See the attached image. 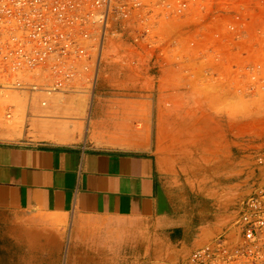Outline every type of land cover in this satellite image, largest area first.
<instances>
[{
    "label": "crops",
    "instance_id": "1",
    "mask_svg": "<svg viewBox=\"0 0 264 264\" xmlns=\"http://www.w3.org/2000/svg\"><path fill=\"white\" fill-rule=\"evenodd\" d=\"M158 54L135 68L113 58L100 65L93 92L73 100L81 117L90 107L80 141L0 138V264H161L222 229L223 216L194 206L171 150L177 132L207 150L202 98L184 89L173 115L161 105L137 109L152 101L146 87L166 64ZM171 115L190 119L184 130L164 122ZM207 164L201 152L194 165Z\"/></svg>",
    "mask_w": 264,
    "mask_h": 264
},
{
    "label": "built area",
    "instance_id": "2",
    "mask_svg": "<svg viewBox=\"0 0 264 264\" xmlns=\"http://www.w3.org/2000/svg\"><path fill=\"white\" fill-rule=\"evenodd\" d=\"M134 19L144 39L171 20V51L188 77L220 79L225 65L237 91L264 100V0H0V88L92 93L104 44ZM177 264H264V178L231 226Z\"/></svg>",
    "mask_w": 264,
    "mask_h": 264
},
{
    "label": "rangeland",
    "instance_id": "3",
    "mask_svg": "<svg viewBox=\"0 0 264 264\" xmlns=\"http://www.w3.org/2000/svg\"><path fill=\"white\" fill-rule=\"evenodd\" d=\"M115 27L117 31L110 38L112 45L108 53H103L101 64L113 58L115 63L135 68V63L149 62L155 52H159L158 57L166 63L157 76L159 79L149 80V87H146L152 101H140L136 104L137 109L148 113L161 105L173 115L185 106L184 89L202 98L197 100L196 107L208 111L207 150L202 148L201 151V144L190 142V137L183 132L172 135L171 150L176 155L180 177L192 181L195 190L193 196L196 197L193 198V204L196 209L207 208L225 218L221 232L233 224L245 195L264 178V165L260 162V157L264 156L263 96H245L237 91L230 82L231 77L227 76L229 72L225 65L223 71H226L227 77L206 79L201 71H197L195 78L188 77L182 57L171 51V33L174 31L171 20L159 19L153 24L152 36L155 37L151 39L140 37L144 24L138 20H120ZM141 49L148 59L141 53ZM227 58L229 56H224V61ZM101 67L104 69V66ZM102 69L100 78L104 76ZM132 91L140 92L138 89ZM89 94L90 88H67L54 93L0 88V138L58 143L80 141L86 134L90 107L85 118L81 117L73 100ZM174 94L181 96V99H171ZM153 97L156 102H153ZM172 115L164 122L171 126V130H184L190 119ZM146 120L149 125L151 119ZM141 121L137 120V124L141 125ZM79 123H83V127L79 128ZM201 152L207 153L208 164L196 167L194 162ZM205 201L207 206L204 205ZM216 234L186 248V251L179 246L181 254L173 261L163 259L161 264H177L185 260L194 248Z\"/></svg>",
    "mask_w": 264,
    "mask_h": 264
},
{
    "label": "bare ground",
    "instance_id": "4",
    "mask_svg": "<svg viewBox=\"0 0 264 264\" xmlns=\"http://www.w3.org/2000/svg\"><path fill=\"white\" fill-rule=\"evenodd\" d=\"M111 36H112V35L109 36V39L106 41V44H104V46H103L102 54H101V62H102V55H103V53H106V52L108 51L107 49H109V48H110V45H112V44H110V43H111V42H110V38H111ZM107 53H108V52H107ZM104 60H105V59H104ZM105 63H106V61H105ZM98 78H100V74L98 75ZM95 86H96V85H95ZM77 105H78L79 107H81V110L85 108V106L82 105L81 103H77ZM78 126L82 127V126H83V123H79Z\"/></svg>",
    "mask_w": 264,
    "mask_h": 264
}]
</instances>
